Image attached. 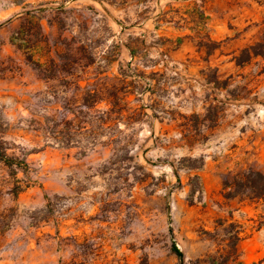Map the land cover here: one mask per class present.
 <instances>
[{"label":"rangeland","instance_id":"374dc122","mask_svg":"<svg viewBox=\"0 0 264 264\" xmlns=\"http://www.w3.org/2000/svg\"><path fill=\"white\" fill-rule=\"evenodd\" d=\"M3 151L0 264H264V0H0Z\"/></svg>","mask_w":264,"mask_h":264},{"label":"trees","instance_id":"16d2710c","mask_svg":"<svg viewBox=\"0 0 264 264\" xmlns=\"http://www.w3.org/2000/svg\"><path fill=\"white\" fill-rule=\"evenodd\" d=\"M178 41H179V38H178ZM129 52L132 53L130 49H129ZM87 96L91 97L93 101L95 102H99L100 100H102V98L98 96L97 93L90 94L87 92ZM122 96L125 97V94H123ZM120 99L123 100L122 97H120ZM107 111L115 112L114 110L112 111L111 109L110 110L108 109ZM67 123L69 125L71 124L70 121H67ZM106 123H107V118L106 117L102 118L100 122V127L102 129L110 128L109 126L105 125ZM76 127L78 130H81L85 126H76ZM72 128L73 127L70 126V129ZM68 138L69 137L66 138V141L68 140ZM0 161H2L3 164L7 165L8 167H12L14 159L12 156H8L3 151V152H0ZM22 189L23 188L20 185L18 184L14 185V187L12 188L13 195H17L20 191H22ZM222 190L224 191V197L226 198L244 197L249 201L260 202L264 207V172L257 170V169H252V168H248L246 170H240L238 172H235L231 177L223 180ZM169 231H170V240H171L170 251L176 256L179 263H183L184 255L181 249L177 246L176 242L174 241L173 236L171 234L170 227H169ZM238 239H239V236L238 235L235 236V240H238ZM233 247H235V244L233 245ZM235 255H236V250L234 249L232 256H235ZM231 257L228 255H225L220 264H226L230 260Z\"/></svg>","mask_w":264,"mask_h":264}]
</instances>
